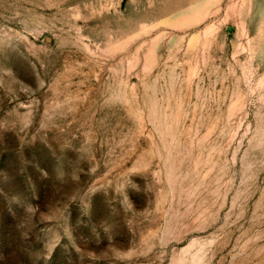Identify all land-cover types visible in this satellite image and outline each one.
<instances>
[{"label": "rangeland", "instance_id": "374dc122", "mask_svg": "<svg viewBox=\"0 0 264 264\" xmlns=\"http://www.w3.org/2000/svg\"><path fill=\"white\" fill-rule=\"evenodd\" d=\"M0 264H264V0H0Z\"/></svg>", "mask_w": 264, "mask_h": 264}]
</instances>
